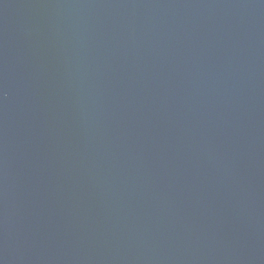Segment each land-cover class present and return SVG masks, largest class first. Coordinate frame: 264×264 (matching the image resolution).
<instances>
[{"label": "water", "instance_id": "water-1", "mask_svg": "<svg viewBox=\"0 0 264 264\" xmlns=\"http://www.w3.org/2000/svg\"><path fill=\"white\" fill-rule=\"evenodd\" d=\"M0 264H264V0H0Z\"/></svg>", "mask_w": 264, "mask_h": 264}]
</instances>
